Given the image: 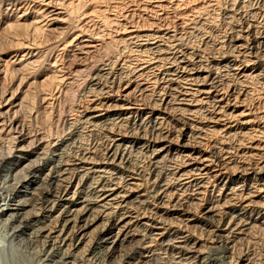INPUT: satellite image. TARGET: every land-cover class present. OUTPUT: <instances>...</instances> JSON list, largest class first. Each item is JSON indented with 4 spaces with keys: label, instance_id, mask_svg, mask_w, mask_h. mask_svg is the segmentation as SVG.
Masks as SVG:
<instances>
[{
    "label": "bare ground",
    "instance_id": "bare-ground-1",
    "mask_svg": "<svg viewBox=\"0 0 264 264\" xmlns=\"http://www.w3.org/2000/svg\"><path fill=\"white\" fill-rule=\"evenodd\" d=\"M31 2L46 24L11 27L0 77V264H264V0L0 17Z\"/></svg>",
    "mask_w": 264,
    "mask_h": 264
},
{
    "label": "rangeland",
    "instance_id": "rangeland-1",
    "mask_svg": "<svg viewBox=\"0 0 264 264\" xmlns=\"http://www.w3.org/2000/svg\"><path fill=\"white\" fill-rule=\"evenodd\" d=\"M83 1H84V4H85L83 10H84L86 16L88 17L90 15L92 16L91 13L93 11H98V10L102 11V10H105L107 7L108 8H110V7L112 8V7H116L117 6L119 9L122 8V10H123L124 4L130 6V8L128 6H126L129 11L131 9H132L131 11H133L134 8H133L132 4H130V3H131V1H135V0H83ZM42 5H43L42 3L38 4L37 2H35V3L31 2L30 6L24 11V13H19V14L17 13V17H14V16H12V17L11 16L0 17V77L1 78L5 77V76L8 77L5 74L6 73L5 72V64L14 62V60L17 59V57H18V55H17V57L14 56L15 58L11 57V55L13 53V46H15L17 44L16 37L13 36L12 34H10V32L13 30L12 28L15 27V29H18L19 26H24V28L26 27L25 28V32L28 34V37H26V38L28 39V41H30L29 40L30 37H31V40H33V38H35L37 36L36 35L37 34L36 33L37 28L44 27V25L46 24V21H44L43 18H41V11L43 10V6ZM86 20L87 19H85L84 22H87ZM84 22H82V25L85 24ZM8 31H9V33H7ZM24 45L26 46V44H24ZM6 47H9V48H6ZM31 47H32L33 50H31L30 52H32L34 54L36 49H35V47L32 44H31ZM27 51L21 48V50L19 51L20 52V58L23 59L24 57H22V56ZM51 66H52V61H51V65H46V67H44L42 69L44 72L42 74H40V76L38 78V81L40 82V84L43 83L45 80H48V79L51 80L50 78L54 76V74H53L54 69ZM57 76H59V75H57ZM124 91H126V88L122 87L121 88V94H124L123 93ZM69 98H70L69 99L70 101H68V99H67V102L65 103V106H64V110L68 111L66 113V116H69V114H68L70 112L69 108H70L71 103H72V98L71 97H69ZM69 102H71V103H69ZM39 108H40L39 111L41 112V114L45 115V114L48 113L47 110L49 108V105L46 102H43L40 105ZM3 234H5L4 231L0 230V235H3ZM2 237L0 236V238H1L0 241L3 239ZM2 242H4V244H5V248H4L5 252H4V254L5 253L6 254L10 253L9 255L14 254V255L19 256L18 254H16V251H17L18 248L10 247L9 242L7 243V241L5 239H3L1 241V243ZM245 243H246V241H242V243L239 244L240 246L238 245L236 250L238 249L239 251L240 250L243 251L244 248L246 247ZM22 247H23V245H22ZM12 249H13V252H12ZM20 250H23L26 253L25 249H20ZM99 250L100 249L96 250L95 257L98 259V262H102L103 261V259H102L103 257H101V255H102V253H104V250L103 249H102L103 251L102 250L99 251ZM236 250L234 251V254H233L234 258H236V256H237L236 254L239 253V251L237 250L238 251L237 252ZM125 253L128 254L127 251H125ZM129 253H130V251H129ZM219 255H221V256H219ZM225 256L226 257L228 256L227 253L225 251L224 252L221 251L218 254V256H217L218 257L217 259L220 261V263L217 260L215 264H225L226 263ZM30 257H31V255H30Z\"/></svg>",
    "mask_w": 264,
    "mask_h": 264
}]
</instances>
